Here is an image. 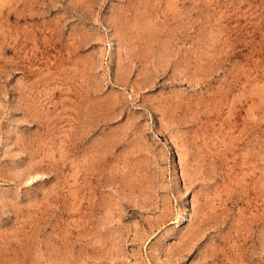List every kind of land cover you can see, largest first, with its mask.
Masks as SVG:
<instances>
[{"label":"rangeland","instance_id":"rangeland-1","mask_svg":"<svg viewBox=\"0 0 264 264\" xmlns=\"http://www.w3.org/2000/svg\"><path fill=\"white\" fill-rule=\"evenodd\" d=\"M0 264H264V0H0Z\"/></svg>","mask_w":264,"mask_h":264}]
</instances>
